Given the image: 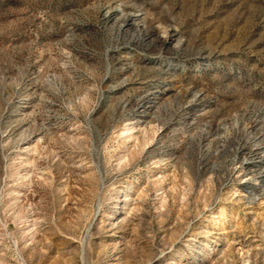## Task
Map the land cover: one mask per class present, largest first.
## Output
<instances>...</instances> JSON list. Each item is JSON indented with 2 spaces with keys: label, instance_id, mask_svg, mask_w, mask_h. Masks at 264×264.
I'll return each instance as SVG.
<instances>
[{
  "label": "rangeland",
  "instance_id": "rangeland-1",
  "mask_svg": "<svg viewBox=\"0 0 264 264\" xmlns=\"http://www.w3.org/2000/svg\"><path fill=\"white\" fill-rule=\"evenodd\" d=\"M0 264H264V0H0Z\"/></svg>",
  "mask_w": 264,
  "mask_h": 264
},
{
  "label": "bare ground",
  "instance_id": "bare-ground-1",
  "mask_svg": "<svg viewBox=\"0 0 264 264\" xmlns=\"http://www.w3.org/2000/svg\"><path fill=\"white\" fill-rule=\"evenodd\" d=\"M133 19V15L130 13V14H127V16L123 19V23H128L127 21H130V20H132ZM129 128H131L130 126H129ZM128 129V128H127ZM126 130V129H125ZM129 132V134H131L130 132L131 131H128ZM122 133H124V131H122ZM124 135V134H123ZM252 163V162H251ZM238 249L239 250H242L243 249V247L241 246V245H239V247H238ZM244 260V259H243Z\"/></svg>",
  "mask_w": 264,
  "mask_h": 264
}]
</instances>
